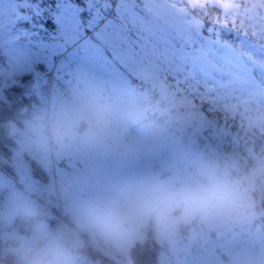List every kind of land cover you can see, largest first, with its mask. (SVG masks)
<instances>
[{
    "label": "flooded vegetation",
    "instance_id": "flooded-vegetation-1",
    "mask_svg": "<svg viewBox=\"0 0 264 264\" xmlns=\"http://www.w3.org/2000/svg\"><path fill=\"white\" fill-rule=\"evenodd\" d=\"M232 1L224 7L239 30L264 29V0ZM41 88L42 97L36 89L23 100L28 118L3 124L0 176L12 178V188L0 189V211L18 193L28 200L13 203L9 223L0 214L1 263L7 254L17 262L24 242L54 238L71 264H264V146H224L208 122L188 139L177 117L192 98L147 74L73 66ZM193 102L225 125L219 112ZM21 130L41 135L45 155L56 150L57 178L31 155L27 178H17L26 171L12 156ZM54 179L59 203L46 195Z\"/></svg>",
    "mask_w": 264,
    "mask_h": 264
},
{
    "label": "snow or ice",
    "instance_id": "snow-or-ice-1",
    "mask_svg": "<svg viewBox=\"0 0 264 264\" xmlns=\"http://www.w3.org/2000/svg\"><path fill=\"white\" fill-rule=\"evenodd\" d=\"M225 3L21 0L7 41L0 39V62L11 77V95L0 104L19 103L71 67L86 66L114 77L150 75L226 121L223 97L264 80V29L253 27L251 36L239 30ZM208 124L213 134L230 132L216 119Z\"/></svg>",
    "mask_w": 264,
    "mask_h": 264
},
{
    "label": "rangeland",
    "instance_id": "rangeland-1",
    "mask_svg": "<svg viewBox=\"0 0 264 264\" xmlns=\"http://www.w3.org/2000/svg\"><path fill=\"white\" fill-rule=\"evenodd\" d=\"M226 2L227 5H229L233 1L226 0ZM19 3H21V0H0V39H2L4 42L7 41L10 33L11 12L15 5ZM6 67V64L3 65L1 67V70L4 71H0V100L4 99V96L7 93L6 91L8 90V82L11 79V77L5 75ZM257 82L258 84H260L263 83L264 80H257L256 85L252 89H250L251 86H244L238 91H230L225 95L227 99L232 100L233 98H238L239 100L226 103L228 106L226 114L228 116L227 120L229 121V123L227 122L225 126L229 124L232 131L230 130V132L224 134V141L222 145L232 147L264 146V84L257 85ZM41 90L42 88L36 90V94L39 97H42ZM179 113L180 114H178L177 117L180 121L179 125H183L184 127H186L188 139L195 138L197 135L202 134V131H204V129L206 128L205 124L206 122H208V119L200 111L197 104L189 99L188 108ZM56 121L57 117L54 118V124L56 123ZM52 134L54 140L56 141L57 134L55 132H53ZM17 141L21 144V147L14 153L13 163L21 165L22 168L26 170L20 172L17 175V178L19 180L25 179L28 176L27 170L30 165V159L28 158V155H31V157H33L34 159H38L45 165L47 172L49 171V177L57 178V169L52 166L53 157L56 156L57 152L51 147L49 148V155H45L42 152L44 150L47 151L48 148L45 149V140L41 137V135L39 136V133H37L35 136H32V134L25 131L21 134ZM216 144H221V142ZM10 180H12V178L1 177L0 189L5 190L9 187L12 188V185L9 184ZM53 182L56 184L55 179L53 180ZM54 183H51V186H47L46 195L48 197V201L55 200L59 203L63 198V193L60 185H55ZM22 184L24 185L25 182H23ZM11 196L12 195H9V197ZM64 198L66 197L64 196ZM17 199L23 202V206H26L28 199L24 196V193H18L16 196H14V198H10L5 203H3L0 214L3 213L5 215L4 220L6 223H9L14 215L12 211L14 209L13 203L16 202ZM8 235L9 234L5 232L3 236L5 238ZM37 236L40 237L41 234L35 235V237ZM25 243L26 242H24L23 245ZM21 249L22 247L20 248V250ZM20 252L21 251H18L16 255L20 256ZM0 264L2 263L0 262Z\"/></svg>",
    "mask_w": 264,
    "mask_h": 264
},
{
    "label": "clouds",
    "instance_id": "clouds-1",
    "mask_svg": "<svg viewBox=\"0 0 264 264\" xmlns=\"http://www.w3.org/2000/svg\"><path fill=\"white\" fill-rule=\"evenodd\" d=\"M71 253L54 238L26 242L17 264H71Z\"/></svg>",
    "mask_w": 264,
    "mask_h": 264
},
{
    "label": "water",
    "instance_id": "water-1",
    "mask_svg": "<svg viewBox=\"0 0 264 264\" xmlns=\"http://www.w3.org/2000/svg\"><path fill=\"white\" fill-rule=\"evenodd\" d=\"M23 107V103H13L11 105H8L7 107L3 108L0 107V149L1 146L4 144V136L6 134V131L3 130L2 128V123L9 121L11 117L16 114L20 108ZM148 263V262H147Z\"/></svg>",
    "mask_w": 264,
    "mask_h": 264
},
{
    "label": "trees",
    "instance_id": "trees-1",
    "mask_svg": "<svg viewBox=\"0 0 264 264\" xmlns=\"http://www.w3.org/2000/svg\"><path fill=\"white\" fill-rule=\"evenodd\" d=\"M1 239H0V249L3 247L2 244H1ZM2 250V249H1ZM1 250H0V257L2 256V253H1ZM7 255H10V257L6 260V264H17V262L13 261V255L12 254H7ZM1 260V259H0Z\"/></svg>",
    "mask_w": 264,
    "mask_h": 264
}]
</instances>
